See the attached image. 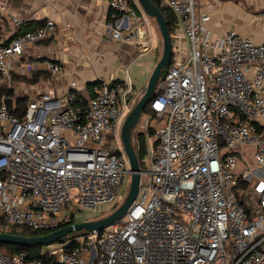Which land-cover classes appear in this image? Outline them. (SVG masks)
I'll return each instance as SVG.
<instances>
[{"label":"built area","instance_id":"obj_1","mask_svg":"<svg viewBox=\"0 0 264 264\" xmlns=\"http://www.w3.org/2000/svg\"><path fill=\"white\" fill-rule=\"evenodd\" d=\"M161 4L176 18L169 33L172 58L140 124L147 158L135 200L102 231L42 245L44 262L0 250V264H264V180L252 186L254 202L247 209L234 174L242 144L254 145L256 162L264 166V135L255 127L264 113V39L256 43L235 30L214 38L209 16L198 13L194 0ZM109 7V37L144 44L142 28L134 24L142 11L138 1L109 0ZM4 11L0 4V23ZM56 33L48 18L7 43L0 37V86L15 95L10 83L18 57ZM182 37L187 50L175 46ZM28 65L51 74L62 70L50 60ZM76 86L71 81L59 98L32 97L21 117L0 95L1 232L53 231L79 222L82 212L99 216L102 207L122 200L117 191L129 164L120 130L136 97L130 83L113 79L96 81L87 100ZM153 118L164 123L152 125Z\"/></svg>","mask_w":264,"mask_h":264},{"label":"crops","instance_id":"obj_2","mask_svg":"<svg viewBox=\"0 0 264 264\" xmlns=\"http://www.w3.org/2000/svg\"><path fill=\"white\" fill-rule=\"evenodd\" d=\"M194 2L199 14L209 16L207 27L214 38L235 30L256 43L264 39V0ZM0 4L5 6L0 23V37L5 42L21 31L43 25L48 18L54 20L57 29L54 37L18 57L12 67L10 83L16 91L15 96L31 99L40 93H48L59 98L70 90L69 84L75 80L74 92L87 100L93 96L95 81L113 79L130 83L132 93L139 97L162 54L157 25L143 10L134 21L146 38L141 45L122 43L109 37L107 25L113 21L109 0H0ZM7 14L20 18L22 25H15ZM176 45L185 50L188 48L185 37ZM42 60L58 63L62 70L51 74L39 65H28ZM255 127L264 135V113L257 117ZM254 152L255 146L248 144H242L236 150L238 167L234 174L246 183L240 192L237 190L238 198L247 209L254 202L252 186L258 180H264V166L256 162ZM78 218V221L96 219L88 212H82Z\"/></svg>","mask_w":264,"mask_h":264},{"label":"water","instance_id":"obj_3","mask_svg":"<svg viewBox=\"0 0 264 264\" xmlns=\"http://www.w3.org/2000/svg\"><path fill=\"white\" fill-rule=\"evenodd\" d=\"M137 1L144 13L148 17H151L157 25L162 42V54L150 74L144 91L130 108L121 126L120 138L123 151L128 159L130 174L129 190L125 198L116 209L101 218L79 221L50 231L49 233L44 235L25 236L10 232H0V243L21 245L25 247L42 246L45 244L53 243L76 231H102L105 227L114 224L119 219H121L125 215L130 204L135 200L139 188L141 169L138 158L139 147L133 141V132L136 129L145 106L151 99V95L156 88L159 78L161 77L162 70L170 64L172 58V43L170 34L161 10L152 0Z\"/></svg>","mask_w":264,"mask_h":264},{"label":"trees","instance_id":"obj_4","mask_svg":"<svg viewBox=\"0 0 264 264\" xmlns=\"http://www.w3.org/2000/svg\"><path fill=\"white\" fill-rule=\"evenodd\" d=\"M152 1L161 10V12H162V14H163V16L165 18L168 31L170 33L173 30L174 24H175L174 23L175 22V18H174L173 13L167 7H165V6H163L161 4V0H152ZM40 26H41V24H40ZM40 26H37V28L40 27ZM34 29L35 28L26 29V30L21 31L19 33H22V32H25V31H31V30H34ZM162 74H164V72ZM97 81H99V80H97ZM94 83H96V81ZM3 93L6 96L5 98H6L7 107H8L9 112L13 113L14 115H17V116L21 117L23 115L25 106L27 105V102L30 99H28V97H21L19 95L15 96L14 93H13V89L6 90L5 86H0V95L3 94ZM153 94H154V92L152 93V95ZM143 112L144 113H149V114L151 113L149 103L145 106ZM258 131H260L259 127H258ZM136 137H137L136 141H135V138H134V141L139 146L138 158H139V162H140V166H141L142 165V159L145 156V140H144V136L142 134L138 133V132L136 133ZM245 185H246L245 181L242 179V177H239L238 181H237V186H236V194H237V196H239L237 188L243 189L245 187ZM95 217H96V215H95ZM1 227L2 226H1V222H0V232L3 231V229H1ZM85 231L86 230L76 231V232L70 233L67 236H74V235H77V234H82ZM7 232L14 233V234H19V235H25V236L26 235L27 236H35V235H44V234L49 233L50 231H48V230H29V229H26V228L10 227V228H8ZM64 238H62V239H64ZM62 239H59L57 241H61ZM40 248H41V246L25 247V246H21V245H12V244L0 243V250L4 251L6 253H15V252H21L22 251V252L25 253L26 258L28 260H31V259H42L43 262H44L45 258H43L42 255L40 254Z\"/></svg>","mask_w":264,"mask_h":264},{"label":"rangeland","instance_id":"obj_5","mask_svg":"<svg viewBox=\"0 0 264 264\" xmlns=\"http://www.w3.org/2000/svg\"><path fill=\"white\" fill-rule=\"evenodd\" d=\"M151 18V17H150ZM152 19V18H151ZM164 70L165 69H163L162 70V73L164 72ZM161 73V77L159 78V81H161V79H162V74ZM156 89L157 88H155L154 89V92H156ZM135 95H136V93H134ZM138 96H140V95H138ZM137 96H136V99H135V101H137ZM135 101H134V103H135ZM145 113H142V117H140V120H139V122H138V125H137V127L138 128H136L135 130H134V132H133V141H134V138H135V141H136V133L137 132H139L140 134H142L143 136H144V140H145V142H146V137H145V135H144V133L139 129L140 128V124H141V122H143L144 120H145ZM149 123L150 124H152V125H157V126H160V125H162L163 123H164V119H151L150 121H149ZM134 141V142H135ZM136 143V142H135ZM145 158H147V155L145 154ZM236 166H237V162H236ZM238 167V166H237ZM237 167H236V169H237ZM234 172H236V170H234ZM129 185H130V174H126L125 175V177H124V180H123V183H122V185H121V187L119 188V190L117 191V193H118V195L119 196H121L122 197V200L117 204V206L115 207V208H109V206H104V207H102V209L103 210H105V211H100V215L99 216H96V217H92V218H96V219H98L99 217L101 218V217H103V216H105V215H107V214H109V213H111L114 209H116L120 204H121V202L123 201V199L125 198V196H126V194H127V192H128V190H129ZM238 190H239V192L241 191V189H239V188H237ZM244 193V192H243ZM243 193H242V195H243Z\"/></svg>","mask_w":264,"mask_h":264}]
</instances>
